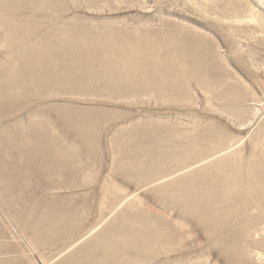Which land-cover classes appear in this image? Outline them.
Instances as JSON below:
<instances>
[{"label": "rangeland", "instance_id": "rangeland-1", "mask_svg": "<svg viewBox=\"0 0 264 264\" xmlns=\"http://www.w3.org/2000/svg\"><path fill=\"white\" fill-rule=\"evenodd\" d=\"M42 1L6 5L11 21L0 7V24L37 27L32 43L57 39L66 49V22L106 29L94 39L86 32L87 56L100 73L112 56L127 80L80 91L52 58L56 76L37 85L14 56L20 42L0 27V71L22 90L0 110V264H85L87 250L110 247L107 238L145 233L131 264H264V0ZM79 117L94 144L79 140ZM203 176L212 179L208 213L185 197Z\"/></svg>", "mask_w": 264, "mask_h": 264}, {"label": "bare ground", "instance_id": "bare-ground-1", "mask_svg": "<svg viewBox=\"0 0 264 264\" xmlns=\"http://www.w3.org/2000/svg\"><path fill=\"white\" fill-rule=\"evenodd\" d=\"M8 4H10V5H15V6H18V7H26V6H30V5H36L37 7H38V5L39 4H43V1L42 0H0V7H2L3 8V11L5 10V8H7V7H5L6 5H8ZM85 4V3H84ZM14 6V7H15ZM12 7V6H11ZM10 7V8H11ZM50 7V6H49ZM52 7H54V6H52ZM73 7V6H72ZM1 8V9H2ZM77 8V7H76ZM9 9V8H8ZM8 9H6L4 12L6 13V16L4 15V17H7L8 18V21H11V18H12V15H11V13H9V11H10V9H9V11H8ZM19 9V8H18ZM14 10H16L15 8H14ZM11 11H12V9H11ZM10 11V12H11ZM23 11V10H22ZM40 11V10H39ZM25 12H28V11H25ZM41 15V13H39L38 11H33L29 16H35V17H37V16H40ZM23 16V15H22ZM18 17H20L21 18V16H18ZM17 17V18H18ZM28 17V16H27ZM45 17V16H44ZM6 18V19H7ZM19 18V21L21 20ZM24 18V17H23ZM29 19V18H28ZM37 19V18H36ZM43 19V18H42ZM15 20H17L16 18H15ZM33 20H34V18H33ZM39 20H41V18L39 19ZM67 21H69V20H67ZM42 23V22H41ZM48 23V22H47ZM65 22H63V24H64ZM95 23V22H94ZM18 24V23H17ZM43 24V23H42ZM31 25H33V24H31ZM30 25V26H31ZM40 25V24H39ZM47 25V24H46ZM77 24H69L68 22H66L65 24H64V26H65V28L63 29L64 30V32H65V39H64V42L63 43H60V44H62V46H65V47H67V48H69V47H71V48H73V49H66V48H63V47H61V46H59L58 44H57V39H51V40H39V41H37V42H35V43H32V41L34 42V40L33 39H30L29 37H31V36H37V37H40L39 36V31H38V29H33L32 27H27V26H25V27H22L21 28V26H20V28L19 27H17V28H19V29H17L16 28V26H14V25H12L11 23H9L7 26L5 25V27H3V25L2 24H0V27H3L4 29L6 28L7 29V38L8 39H11V41L12 40H14V41H18V42H20V44H21V48H18V49H16L15 51H14V53L16 54H14V56H18V57H20V59H21V62H22V64L24 65V66H26L27 67V69H29L31 72H32V74L34 75V79L36 80V82H37V85L41 82V81H44L45 79H52L53 80V78L56 76L54 73H52V71H55V67H53V68H49L48 66H47V60H51L52 58H53V60L54 61H56V59H57V62H58V64H56V65H58L59 66V70H60V72H63V73H65L66 75H69V76H65L61 81H64L68 86H70V87H76V88H78L77 90H80V91H89V87H90V85H93L94 83L95 84H100V86H104L105 85V83H107V82H109V81H115L116 83H122L123 84V81H126L127 80V77L124 75H121V74H118V73H116V67H118L117 65H118V63L116 62V61H114L113 59H112V56H110V59H108V60H106V61H104V62H102L101 64H102V67H101V73L98 71V70H96L94 67H93V65H92V63H93V61H92V58L90 57V56H87V52H89V51H91V50H89V48H87V46H85L84 44H83V42L85 41L84 39H85V35H86V32L87 33H93V35H92V38L94 39V38H100V37H103V36H107V35H105L104 33H106V32H103V31H105L106 29H104V30H101L100 32H98L97 34H95L94 35V32H92V30H86V31H83L81 28H79V27H77L76 26ZM35 26V25H34ZM91 26V25H90ZM46 27V26H45ZM94 27H95V25H94ZM50 29V28H49ZM0 30H1V28H0ZM62 30V31H63ZM26 33L25 34V36L24 37H22L21 36V38H16V37H20L19 36V33ZM49 32V31H48ZM56 32H54V31H52V32H49V33H47V34H49V36L51 37V36H54V35H56L55 34ZM6 34V33H5ZM6 37H4V39L6 38ZM37 37H35V38H37ZM16 38V39H15ZM33 38V37H32ZM54 38V37H53ZM32 40V41H31ZM36 40V39H35ZM37 40H38V38H37ZM97 40V39H96ZM10 41V42H11ZM9 42V43H10ZM13 43V41L11 42V44ZM10 45V44H9ZM11 47V46H10ZM16 47V46H15ZM18 47V46H17ZM16 47V48H17ZM129 47V46H128ZM2 49V48H1ZM4 50V49H3ZM7 50V49H6ZM8 50H9V48H8ZM14 50V49H13ZM173 51H175V50H173ZM11 52V51H10ZM79 53V55L77 56V54ZM171 53V52H170ZM55 54H59V56H55ZM159 56V53L156 55V58ZM175 57V56H174ZM125 59L126 60H128L130 63L131 62H133V59L131 58V56H129L128 54H126L125 55ZM14 60V59H13ZM66 61H69V62H71L69 65H68V63L66 62ZM12 62V61H11ZM13 62H15V61H13ZM157 62V61H156ZM97 63V62H96ZM12 64V63H11ZM57 66V67H58ZM97 66H99V65H97ZM178 66V65H177ZM20 67V66H19ZM18 67V68H19ZM185 67H186V64H185ZM14 68V67H13ZM25 68V67H24ZM125 68V70H127L128 69V67H124ZM164 68V67H163ZM177 68V67H176ZM23 70V69H22ZM57 70V69H56ZM188 70V69H187ZM187 70H186V72H184V73H187ZM179 71V70H178ZM177 70L176 71H174V75H178V74H180L179 72H182V70L181 71H179L178 72ZM10 72L11 71H9L8 72V70H6V71H3V72H1L0 71V83H3L4 82V84L5 85H3L2 84V87H1V85H0V110L1 109H3L4 108V110H6L7 109V107H9V105L10 104H13V101H15L16 100V98H19L18 97V95H19V93L20 92H22V90H20V92L18 93V91H19V89H20V86H21V84H19L17 81V83L18 84H16L15 83V79L13 78L14 76H15V78H17L16 77V75H14L13 76V73L11 72V75H10ZM20 72V71H19ZM27 72V71H26ZM68 72H70L71 74H69ZM18 73V72H17ZM28 73V72H27ZM15 74V73H14ZM23 74V73H22ZM58 75V74H57ZM134 76H138L139 75V77L142 79V77H143V73L139 70V72H138V69L134 72V74H133ZM11 76H12V79H14V81H12L11 80ZM21 76V75H20ZM26 76V75H25ZM27 78V77H26ZM32 78V77H31ZM157 78H158V74H157ZM19 79H21V78H19ZM29 79V78H28ZM136 79H138V78H136ZM16 80H18V79H16ZM25 80V79H24ZM24 80H21V81H23L24 82ZM132 80V78H130V80H129V83H130V81ZM3 81V82H2ZM28 81V80H27ZM30 81V80H29ZM51 81V80H50ZM134 81H135V79H134ZM63 82V83H64ZM82 82V84L84 85V88L82 87V86H80V83ZM186 82V81H185ZM23 84V83H22ZM41 84V83H40ZM25 85V84H24ZM26 85H29V84H26ZM75 85H77V86H75ZM30 86V85H29ZM33 86V85H32ZM25 87V86H24ZM31 87V86H30ZM21 88H23V87H21ZM28 88V87H27ZM27 88H25V90L24 91H26L27 90ZM18 90V91H17ZM28 90H29V88H28ZM75 91H77L76 89H74ZM57 91V90H56ZM180 92V91H179ZM28 93V92H27ZM74 93V92H73ZM152 93V92H151ZM21 97V96H20ZM17 105V104H16ZM23 107H25V106H23ZM11 109V108H10ZM19 109V108H18ZM21 109V108H20ZM19 109V110H20ZM28 109V108H27ZM24 110V109H23ZM18 112V111H17ZM10 113V112H9ZM13 113V112H12ZM42 113V112H41ZM13 115V114H12ZM1 116V115H0ZM85 116V115H84ZM9 117V116H8ZM45 117V116H44ZM47 117V116H46ZM45 117V118H46ZM3 119V118H2ZM1 119V120H2ZM79 119H81V117H79ZM79 119H77V121H76V125H77V128L79 129V140H81V142H84L85 144H88V143H90V144H94L95 143V138L94 137H86L85 135H83V134H85L86 132H85V128H83V127H81V121H82V119L81 120H79ZM57 121V120H56ZM21 124V123H20ZM29 124V123H28ZM29 126V128H30V125H28ZM27 126V127H28ZM31 129V128H30ZM34 129V128H33ZM4 133V132H3ZM2 136H3V134H1ZM83 136V137H82ZM10 141V140H9ZM6 142V141H5ZM8 144H9V142H7ZM2 144V143H1ZM6 144V143H5ZM10 144H13V143H10ZM36 151V150H35ZM42 152V151H41ZM36 153H37V151H36ZM195 153V152H194ZM194 153H193V156H194ZM39 154V153H38ZM42 154V153H41ZM32 155H34V154H32ZM31 155V156H32ZM42 155H44V154H42ZM46 155V154H45ZM23 156V155H22ZM38 156H40V155H38ZM47 156V155H46ZM175 156H177L176 154H175ZM201 156V155H200ZM199 156V157H200ZM1 157V156H0ZM23 157H25V156H23ZM22 157V158H23ZM1 158H3V157H1ZM0 158V159H1ZM26 158V157H25ZM28 158V157H27ZM33 158V157H32ZM31 158V159H32ZM36 158V157H35ZM42 158V160H44L43 158L44 157H41ZM30 159V158H29ZM46 159V158H45ZM6 160V159H5ZM49 160V159H48ZM48 160H46V161H48ZM53 160V159H52ZM189 160V159H188ZM196 160V159H195ZM27 161V160H26ZM25 161V162H26ZM29 161V160H28ZM40 161V160H39ZM45 162V161H44ZM43 163V162H42ZM199 163V162H198ZM29 164V163H28ZM35 164H36V162H35ZM2 165V164H1ZM38 165H41V164H38ZM2 166H0V168H1ZM6 167V166H5ZM10 167V166H9ZM8 167V168H9ZM46 167V166H45ZM138 167V166H137ZM7 168V167H6ZM7 168V169H8ZM28 168V167H27ZM31 168H32V165H31ZM6 169V170H7ZM38 169H40V167L38 168ZM41 170V169H40ZM52 170V169H51ZM184 170V169H183ZM10 171V170H9ZM35 171V170H34ZM33 171V172H34ZM47 171H49V170H47ZM180 171V170H179ZM33 172H30V173H33ZM42 172V171H41ZM183 172V171H182ZM229 173L232 175V174H235V169L233 168V169H231L230 171H229ZM237 173H238V177H239V171L237 170ZM0 174H2V173H0ZM35 174V173H34ZM175 174H176V172H175ZM180 174V173H179ZM29 175V174H28ZM132 175V174H131ZM201 176H202V174H201ZM233 176V175H232ZM0 177H2V176H0ZM31 177V176H30ZM38 177V176H37ZM166 177V176H165ZM204 178L203 179H201V181H198L197 182V185L199 186V192H198V190H197V192L195 191V193L193 192V193H189V195H186L185 197L187 198V197H189L190 198V200H191V204L194 206V207H196V209H198V207H199V209L202 211V212H205L206 210V213H208V212H210L209 210H208V205L210 204H207V200H206V195H205V190H206V188H205V186L208 184V183H210V182H212V179H211V181H209V180H207L206 179V177L205 176H203ZM215 177V176H214ZM222 177H224V176H222ZM18 178V177H17ZM20 178H22V177H20ZM189 178V177H188ZM188 178H186L185 180H187ZM194 178V177H193ZM193 178H191L192 180H196V179H193ZM196 178V177H195ZM219 178V177H218ZM248 179L249 178H251V177H247ZM28 179H29V177H28ZM138 179V178H137ZM183 179V178H182ZM190 179V180H191ZM216 179V178H215ZM233 179V178H232ZM141 180V179H140ZM185 180H184V183H185ZM255 180V179H254ZM23 181V180H22ZM26 181H27V179H26ZM25 181V182H26ZM179 181V180H178ZM189 181V180H188ZM252 181V180H251ZM3 181H1V183H2ZM28 182L30 183L31 181H29L28 180ZM175 182V181H174ZM176 182H177V180H176ZM187 182V181H186ZM190 182V181H189ZM193 182V181H192ZM196 182V181H195ZM32 183V182H31ZM177 183H179V182H177ZM183 183V182H182ZM181 183V184H182ZM29 185V184H28ZM169 185V184H168ZM167 185V186H168ZM185 186H182V188L183 187H185L186 188V184H184ZM190 185V184H189ZM191 185H192V183H191ZM193 185H194V183H193ZM258 185V184H257ZM208 186H209V184H208ZM179 187H181L180 186V183H179ZM191 187H194V186H191ZM210 187V186H209ZM259 187V186H258ZM10 188V187H9ZM28 189H29V187H27ZM176 188V187H175ZM216 188V187H215ZM169 189H171V188H168V190ZM172 189H173V187H172ZM172 189H171V192H173L172 191ZM178 189V188H177ZM258 189V188H257ZM178 190H180V188L178 189ZM158 191H160V190H158ZM161 191L163 192V190L161 189ZM167 191V190H166ZM207 191H209V190H207ZM168 192V191H167ZM167 192H165L164 191V193H167ZM188 192H189V190H188ZM249 192V191H248ZM183 193V192H182ZM187 193V192H186ZM186 193H183L182 194V196L184 195V194H186ZM159 194V193H158ZM160 194H161V192H160ZM188 194V193H187ZM178 195V194H177ZM208 195V194H207ZM181 196V197H182ZM3 198V197H2ZM6 198H8V197H6ZM165 198V197H164ZM163 198V199H164ZM184 198V197H183ZM185 198V199H186ZM8 199H10V198H8ZM7 199V200H8ZM162 199V198H161ZM181 199V198H180ZM172 200H174V199H172ZM178 200V199H177ZM9 201V200H8ZM170 201V200H169ZM189 201V200H188ZM197 201V202H196ZM173 202V201H172ZM174 202H176V201H174ZM186 203V202H185ZM184 203V204H185ZM183 204V203H182ZM183 204V205H184ZM190 204V205H191ZM207 204V205H206ZM217 204V203H216ZM170 205V204H169ZM186 205V204H185ZM211 205V204H210ZM193 206H192V208H193ZM218 206V205H217ZM220 206V205H219ZM171 207V206H170ZM179 207V206H178ZM191 207V206H190ZM183 208H185V207H183ZM247 208V207H246ZM188 212V211H187ZM186 212V213H187ZM190 212V211H189ZM196 212H198V211H196ZM200 212V211H199ZM201 212V213H202ZM131 215V214H130ZM139 217V216H138ZM157 217V216H156ZM87 218V217H86ZM146 218V217H145ZM211 218V217H210ZM83 219V218H82ZM136 219V218H135ZM140 219H141V217L139 218V221H140ZM143 219V218H142ZM149 219V218H148ZM183 219V218H182ZM79 220H81V219H79ZM248 220H250V219H248ZM253 220V219H252ZM73 221V220H72ZM138 221V222H139ZM74 222V221H73ZM76 222V221H75ZM142 222V221H141ZM195 222V221H194ZM16 223V222H15ZM146 223V222H145ZM148 223H150V222H148ZM156 223V222H155ZM209 223H211V222H209ZM244 223V222H243ZM255 224V223H254ZM76 225V224H75ZM229 225V224H228ZM247 225V224H246ZM143 226H144V223H143ZM147 226V225H146ZM210 226V225H209ZM253 226V225H252ZM255 226V225H254ZM68 227V226H67ZM70 227H72V226H70ZM163 227V226H162ZM140 228H142V227H140ZM160 228H161V226H160ZM226 229V228H225ZM235 229V228H234ZM65 230V229H64ZM72 230V229H71ZM137 230H139L138 228H137ZM141 231H144V229L142 228V229H140ZM148 230V229H147ZM162 230H164V228L162 229ZM67 231V230H66ZM70 231V230H69ZM149 231H150V229H149ZM74 232V231H73ZM92 232V231H91ZM146 232V231H145ZM68 233V232H67ZM76 233V232H75ZM93 233V232H92ZM117 233V232H116ZM141 233V232H140ZM2 234V233H1ZM79 234V233H78ZM124 234H125V232H124ZM144 234V233H143ZM154 234V233H153ZM73 235H74V233H73ZM73 235H70V236H68V237H65L64 235L63 236H59V234L57 235V239L58 238H61L63 241L64 240H67L68 242L69 241H72L73 242V240H74V236ZM116 235V234H115ZM119 234H117L116 236H118ZM121 235V234H120ZM1 236V235H0ZM42 236H44V237H46V235H45V233H43L42 235H41V237ZM122 236V235H121ZM145 236H146V233H145V235H140V239H136V240H127V241H124V242H121L120 241V243L119 242H116V240L118 241V239H116L115 240V242H112V241H110L109 242V240H108V238H107V241L105 240V243L104 244H106V245H110V247H108V248H106V247H100L99 248V251L98 252H95V251H93V250H87V252H86V254H83V255H85V257H86V263L85 264H95V261L97 260V257H98V259H99V261L101 260V259H103V258H108L112 263L111 264H131L130 262H132L133 260H136L137 261V259H139L141 256H142V251H135L134 249L137 247L138 248V246L140 247V246H143V242H145V241H147V240H145L144 241V239L143 238H145ZM151 236V235H150ZM263 236V235H262ZM63 237V238H62ZM76 237V236H75ZM113 237V236H112ZM111 237V238H112ZM126 237V236H125ZM133 237V236H132ZM52 239H55L56 237H54V235H53V237H51ZM128 238V237H127ZM243 238V237H242ZM123 239V238H122ZM134 239V238H133ZM211 239V238H210ZM247 239V238H246ZM96 242V241H95ZM99 242V241H98ZM248 242V241H247ZM70 243V242H69ZM91 244V243H90ZM151 244V243H150ZM252 244V243H251ZM95 245H97V243L95 244ZM95 245H90L91 246V248L93 247V246H95ZM155 245V244H154ZM225 246V245H224ZM88 247V246H87ZM144 247V246H143ZM237 247V246H236ZM52 249V248H51ZM150 250V249H149ZM55 251V250H54ZM156 252V251H155ZM166 253V252H165ZM238 254V253H237ZM82 254H80V256H81ZM232 256V255H231ZM144 257V256H143ZM152 257V256H151ZM154 258H156V257H154ZM140 259H142V258H140ZM243 259V258H242ZM105 260V259H104ZM239 260V259H238ZM102 261V260H101ZM105 261H108L107 259L105 260ZM166 261H168V260H166ZM73 262V261H72ZM72 262H71V264H72ZM85 262V261H84ZM104 262V261H103ZM64 263V262H63ZM74 264H83V263H75V262H73ZM110 263V262H109ZM104 264V263H103ZM107 264V263H106ZM135 264V263H134Z\"/></svg>", "mask_w": 264, "mask_h": 264}]
</instances>
